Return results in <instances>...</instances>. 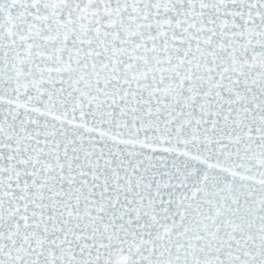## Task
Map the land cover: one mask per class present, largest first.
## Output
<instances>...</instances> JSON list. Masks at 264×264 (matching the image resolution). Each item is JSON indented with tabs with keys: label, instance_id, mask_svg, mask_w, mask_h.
Returning <instances> with one entry per match:
<instances>
[{
	"label": "snow or ice",
	"instance_id": "1",
	"mask_svg": "<svg viewBox=\"0 0 264 264\" xmlns=\"http://www.w3.org/2000/svg\"><path fill=\"white\" fill-rule=\"evenodd\" d=\"M0 264H264V0H0Z\"/></svg>",
	"mask_w": 264,
	"mask_h": 264
}]
</instances>
